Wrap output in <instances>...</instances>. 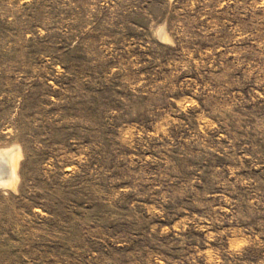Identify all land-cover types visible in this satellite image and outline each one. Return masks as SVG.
Listing matches in <instances>:
<instances>
[{
  "label": "rangeland",
  "instance_id": "1",
  "mask_svg": "<svg viewBox=\"0 0 264 264\" xmlns=\"http://www.w3.org/2000/svg\"><path fill=\"white\" fill-rule=\"evenodd\" d=\"M13 148L0 264H264V0H0Z\"/></svg>",
  "mask_w": 264,
  "mask_h": 264
},
{
  "label": "bare ground",
  "instance_id": "2",
  "mask_svg": "<svg viewBox=\"0 0 264 264\" xmlns=\"http://www.w3.org/2000/svg\"><path fill=\"white\" fill-rule=\"evenodd\" d=\"M18 154V148L0 150V161H6H4V169L0 170V185L10 184L9 187H11V185L17 181L15 166Z\"/></svg>",
  "mask_w": 264,
  "mask_h": 264
},
{
  "label": "water",
  "instance_id": "3",
  "mask_svg": "<svg viewBox=\"0 0 264 264\" xmlns=\"http://www.w3.org/2000/svg\"><path fill=\"white\" fill-rule=\"evenodd\" d=\"M4 164H5L4 161L3 162L0 161V170L4 169Z\"/></svg>",
  "mask_w": 264,
  "mask_h": 264
}]
</instances>
